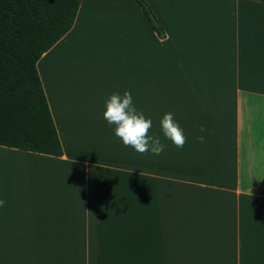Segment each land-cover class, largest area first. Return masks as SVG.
<instances>
[{
	"label": "crops",
	"instance_id": "0c3cea01",
	"mask_svg": "<svg viewBox=\"0 0 264 264\" xmlns=\"http://www.w3.org/2000/svg\"><path fill=\"white\" fill-rule=\"evenodd\" d=\"M144 2L162 39L133 0H77L36 61L62 153L0 146V264H264V2ZM125 90L161 155L104 119Z\"/></svg>",
	"mask_w": 264,
	"mask_h": 264
},
{
	"label": "trees",
	"instance_id": "16d2710c",
	"mask_svg": "<svg viewBox=\"0 0 264 264\" xmlns=\"http://www.w3.org/2000/svg\"><path fill=\"white\" fill-rule=\"evenodd\" d=\"M133 1L162 39L144 0ZM77 7V0H0V146L61 156L35 63L70 29Z\"/></svg>",
	"mask_w": 264,
	"mask_h": 264
},
{
	"label": "clouds",
	"instance_id": "9594fccd",
	"mask_svg": "<svg viewBox=\"0 0 264 264\" xmlns=\"http://www.w3.org/2000/svg\"><path fill=\"white\" fill-rule=\"evenodd\" d=\"M103 117L109 125L114 126L115 135L123 142L125 147H132L137 153L144 155L151 153L152 155H161L166 145L162 143L159 136L148 135L152 127L150 118H146L142 110H138L134 103L132 93L125 90L123 95L119 92L112 93L105 102V110ZM162 131L165 138L177 148H183L187 143V137L179 123L175 120L172 112H166L160 121ZM203 133L205 128L201 125L198 129ZM196 139L200 143L205 142L203 135L197 136ZM5 201L0 200V206Z\"/></svg>",
	"mask_w": 264,
	"mask_h": 264
},
{
	"label": "rangeland",
	"instance_id": "374dc122",
	"mask_svg": "<svg viewBox=\"0 0 264 264\" xmlns=\"http://www.w3.org/2000/svg\"><path fill=\"white\" fill-rule=\"evenodd\" d=\"M195 10H196V13L197 12H202V11H206V8H205V6L203 7V6H195Z\"/></svg>",
	"mask_w": 264,
	"mask_h": 264
}]
</instances>
